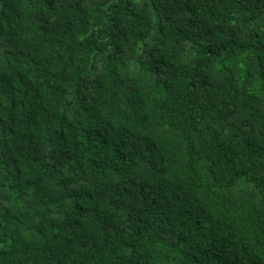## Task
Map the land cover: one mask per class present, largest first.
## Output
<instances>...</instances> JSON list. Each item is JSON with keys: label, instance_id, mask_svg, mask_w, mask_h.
I'll return each mask as SVG.
<instances>
[{"label": "trees", "instance_id": "16d2710c", "mask_svg": "<svg viewBox=\"0 0 264 264\" xmlns=\"http://www.w3.org/2000/svg\"><path fill=\"white\" fill-rule=\"evenodd\" d=\"M0 264H264V0H0Z\"/></svg>", "mask_w": 264, "mask_h": 264}]
</instances>
